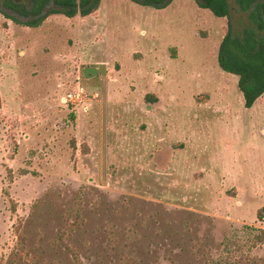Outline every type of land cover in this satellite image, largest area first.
<instances>
[{
  "label": "rangeland",
  "instance_id": "obj_1",
  "mask_svg": "<svg viewBox=\"0 0 264 264\" xmlns=\"http://www.w3.org/2000/svg\"><path fill=\"white\" fill-rule=\"evenodd\" d=\"M13 18L1 5L0 264H264V93L246 108L218 64L227 18L195 0Z\"/></svg>",
  "mask_w": 264,
  "mask_h": 264
},
{
  "label": "trees",
  "instance_id": "obj_2",
  "mask_svg": "<svg viewBox=\"0 0 264 264\" xmlns=\"http://www.w3.org/2000/svg\"><path fill=\"white\" fill-rule=\"evenodd\" d=\"M139 4L162 9L172 0H133ZM199 7L209 9L215 16L227 18V32L218 50L220 68L238 76V88L244 98V106L250 108L264 93V0H195ZM101 0H29V5L14 0H4V5L16 11L27 21L17 23L36 27L51 14H63L68 18L76 15L88 16L94 13ZM2 105L0 96V108ZM264 208L257 212L264 218ZM64 231L58 235L62 241ZM22 239V236H20ZM256 241H264V230L255 236ZM72 254L77 264H81L76 251ZM20 258V254L16 253Z\"/></svg>",
  "mask_w": 264,
  "mask_h": 264
},
{
  "label": "water",
  "instance_id": "obj_3",
  "mask_svg": "<svg viewBox=\"0 0 264 264\" xmlns=\"http://www.w3.org/2000/svg\"><path fill=\"white\" fill-rule=\"evenodd\" d=\"M96 70L94 69V68H86L85 70H84V74H85V76L86 77H90L91 75H93L94 73H96L95 72Z\"/></svg>",
  "mask_w": 264,
  "mask_h": 264
},
{
  "label": "built area",
  "instance_id": "obj_4",
  "mask_svg": "<svg viewBox=\"0 0 264 264\" xmlns=\"http://www.w3.org/2000/svg\"><path fill=\"white\" fill-rule=\"evenodd\" d=\"M68 97L71 98L72 94H69ZM66 100H67V98L64 97V101H66Z\"/></svg>",
  "mask_w": 264,
  "mask_h": 264
}]
</instances>
